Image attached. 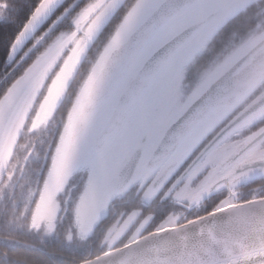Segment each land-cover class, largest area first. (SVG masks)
Here are the masks:
<instances>
[{
    "label": "snow or ice",
    "instance_id": "1",
    "mask_svg": "<svg viewBox=\"0 0 264 264\" xmlns=\"http://www.w3.org/2000/svg\"><path fill=\"white\" fill-rule=\"evenodd\" d=\"M0 48V264H264V0H0Z\"/></svg>",
    "mask_w": 264,
    "mask_h": 264
},
{
    "label": "rangeland",
    "instance_id": "2",
    "mask_svg": "<svg viewBox=\"0 0 264 264\" xmlns=\"http://www.w3.org/2000/svg\"><path fill=\"white\" fill-rule=\"evenodd\" d=\"M37 167L38 168L39 167H43V162L42 161L41 162H38ZM34 175H36V173H34ZM42 207L43 208H41V210H43V211H48V209H49V206L47 205V203L42 204Z\"/></svg>",
    "mask_w": 264,
    "mask_h": 264
},
{
    "label": "flooded vegetation",
    "instance_id": "3",
    "mask_svg": "<svg viewBox=\"0 0 264 264\" xmlns=\"http://www.w3.org/2000/svg\"><path fill=\"white\" fill-rule=\"evenodd\" d=\"M37 175V174H36ZM36 175H34V178H35V176ZM39 179H40V183H41V186H42V184H43V177H39ZM61 199H63V197H61ZM41 208H43L42 206H41ZM41 211H43V210H41ZM75 247V246H74Z\"/></svg>",
    "mask_w": 264,
    "mask_h": 264
},
{
    "label": "trees",
    "instance_id": "4",
    "mask_svg": "<svg viewBox=\"0 0 264 264\" xmlns=\"http://www.w3.org/2000/svg\"><path fill=\"white\" fill-rule=\"evenodd\" d=\"M6 53L3 52L2 48H0V55H4Z\"/></svg>",
    "mask_w": 264,
    "mask_h": 264
}]
</instances>
